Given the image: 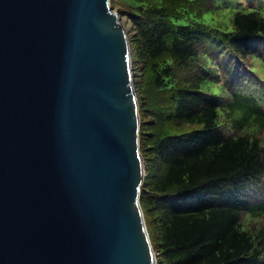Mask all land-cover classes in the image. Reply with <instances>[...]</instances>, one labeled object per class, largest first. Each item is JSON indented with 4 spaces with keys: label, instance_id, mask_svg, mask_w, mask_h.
I'll return each instance as SVG.
<instances>
[{
    "label": "water",
    "instance_id": "1",
    "mask_svg": "<svg viewBox=\"0 0 264 264\" xmlns=\"http://www.w3.org/2000/svg\"><path fill=\"white\" fill-rule=\"evenodd\" d=\"M139 124L111 0H0V264H157Z\"/></svg>",
    "mask_w": 264,
    "mask_h": 264
},
{
    "label": "trees",
    "instance_id": "2",
    "mask_svg": "<svg viewBox=\"0 0 264 264\" xmlns=\"http://www.w3.org/2000/svg\"><path fill=\"white\" fill-rule=\"evenodd\" d=\"M137 1L139 148L154 158L139 200L157 264H264V79L244 91V61L264 56V15L240 7L223 30L197 19L208 0ZM202 55L221 60L227 98L204 89Z\"/></svg>",
    "mask_w": 264,
    "mask_h": 264
},
{
    "label": "rangeland",
    "instance_id": "3",
    "mask_svg": "<svg viewBox=\"0 0 264 264\" xmlns=\"http://www.w3.org/2000/svg\"><path fill=\"white\" fill-rule=\"evenodd\" d=\"M118 5L113 8L114 10L118 11L122 17V22L128 32L129 40L133 35V27L130 21L129 12L134 11L136 6H138L140 3L137 0H118ZM145 1H153V0H145ZM209 10L202 13V15L197 18L199 21L206 22L208 24H211L212 26L218 27L223 30L231 29V16L232 13L235 11V9L243 8L245 11H251L252 9H260L262 14L264 15V9L253 0H208ZM193 16V15H192ZM193 19L194 16H193ZM186 18L183 20L176 21V24H184L186 23ZM131 43V41H130ZM132 50V49H131ZM132 56V52H131ZM135 58V56H133ZM201 62L203 63L204 70L207 73L206 76L208 77V82L204 84V89L207 91H210L214 94H217L221 97L227 98L228 91L225 87V80L226 77L222 70V62L219 58L211 57L209 55H202L200 57ZM133 61V59H132ZM244 63L248 64L252 67V69L255 71H252V73L247 72L246 77L250 76L249 81L244 87V91L247 90V88L255 90V92H259L260 89L258 87V79L257 77H260L264 79V56H254L252 58H247ZM134 66V85L135 82L139 84V80L141 79V70L140 66L141 64L138 62L136 65L133 61ZM137 67V68H136ZM242 72V69L239 71ZM140 78V79H139ZM260 86L262 83L259 84ZM232 86V85H231ZM256 86V87H255ZM136 91V90H135ZM145 89H142V92L140 93L138 98L141 101L140 98H143ZM138 100V101H139ZM140 103V108H142V101ZM142 116L145 117V115L142 113ZM140 117V116H139ZM224 127H226L225 124H223ZM263 140L264 144V131L261 133L260 136ZM145 158L143 159V165H144V177L149 174V171H147V168L149 166H152L154 163L153 155L150 153L145 154ZM146 167V168H145ZM259 223H262V220L258 221Z\"/></svg>",
    "mask_w": 264,
    "mask_h": 264
}]
</instances>
